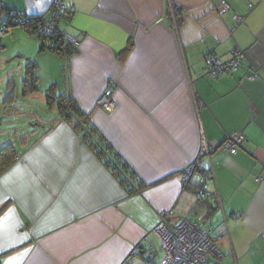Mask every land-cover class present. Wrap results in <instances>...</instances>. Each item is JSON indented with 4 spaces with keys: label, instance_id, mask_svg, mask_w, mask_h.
Instances as JSON below:
<instances>
[{
    "label": "crops",
    "instance_id": "obj_1",
    "mask_svg": "<svg viewBox=\"0 0 264 264\" xmlns=\"http://www.w3.org/2000/svg\"><path fill=\"white\" fill-rule=\"evenodd\" d=\"M0 1L47 18L56 2ZM225 1L222 13L221 0H62L73 14L59 25L77 52L62 58L34 41L40 78L53 73L61 88L65 63L67 93L144 182H159L129 195L58 110L46 122L28 113L45 123L20 127L17 157L0 173V264H159L155 228L168 208L172 222L213 228L220 264H264V0ZM236 50L237 71L208 74V55ZM110 82L109 111L96 101ZM236 131L245 139L232 154L221 144ZM203 138L215 149L185 185Z\"/></svg>",
    "mask_w": 264,
    "mask_h": 264
},
{
    "label": "trees",
    "instance_id": "obj_2",
    "mask_svg": "<svg viewBox=\"0 0 264 264\" xmlns=\"http://www.w3.org/2000/svg\"><path fill=\"white\" fill-rule=\"evenodd\" d=\"M54 9L55 4L52 5L49 11L50 17L47 18L46 14H32L20 11L0 1V30L20 27L39 40L40 52H50L62 58H69L76 54L77 47L67 38V31L62 29L59 23L61 19L70 21L73 11L64 5V9L54 15ZM51 21H53L52 27L47 28V23ZM121 57L124 58V54H121ZM27 62L30 68L27 70L29 78L23 81V85L25 87L24 93L28 96L38 91L40 87L38 86L39 76L37 75V68L39 64L37 60L28 57ZM12 91L10 90L6 95L7 99L4 101L3 111L10 114H21V111H18L20 107L16 104L17 95ZM46 100L49 106L56 105L61 120L72 122L78 130L83 132L85 140H87L98 157L104 160L105 165L112 170V173L118 178L129 195L142 193L151 184L159 182L148 184L143 181L133 166L96 127L90 114L81 107L72 94L56 92V84L54 83L48 90ZM17 154L18 150L12 143L8 142L2 145L0 148V173L16 159Z\"/></svg>",
    "mask_w": 264,
    "mask_h": 264
},
{
    "label": "built area",
    "instance_id": "obj_3",
    "mask_svg": "<svg viewBox=\"0 0 264 264\" xmlns=\"http://www.w3.org/2000/svg\"><path fill=\"white\" fill-rule=\"evenodd\" d=\"M54 4V15L64 9L62 0H56ZM230 9V5L225 0H221L219 6L220 12L224 13ZM235 19L237 22H241L243 17L236 14ZM52 25L53 21L47 23L46 27L51 28ZM67 38L73 43L76 42L69 35ZM243 58V52L238 50L234 51L233 55L228 59H220L218 56L210 54L206 57L208 74L212 77H218L235 72L240 68ZM250 77H254V75ZM111 90L112 82L97 98V106L109 111L116 107L117 103L112 96ZM244 139L245 136L242 132H233L222 142L221 147L235 154L238 151V146L242 144ZM213 149L215 148L210 147L205 138L201 140L198 157L187 167L184 173L185 185L189 183L188 178L203 165V159L210 157L211 150ZM261 179V177L257 178V180ZM208 180H211V168L210 166H205L201 177L203 190L201 197H205L206 195L204 188ZM174 211V208L162 210L155 228L164 251L159 264H220L219 258L222 257V253L214 242L213 228L202 225L199 221L191 220L188 217H181L178 221L172 222L171 219Z\"/></svg>",
    "mask_w": 264,
    "mask_h": 264
},
{
    "label": "rangeland",
    "instance_id": "obj_4",
    "mask_svg": "<svg viewBox=\"0 0 264 264\" xmlns=\"http://www.w3.org/2000/svg\"><path fill=\"white\" fill-rule=\"evenodd\" d=\"M7 31L8 29L4 28L0 30V148L2 145L7 144L8 142L15 144V142L18 141V136L23 135L20 132V127H23L24 129H30L32 128L30 126L37 124L42 125L46 122V120H49L52 115H57L58 110L56 105L49 106L46 100V95L50 86L55 83V81L50 80L53 73H51L50 78H48V76L46 77L43 73V70H41L42 77L40 78L38 71V86L40 89L29 96L24 93L25 87L23 85V81L29 78L27 70L30 69L28 67L29 64L27 60L28 57L34 58L38 52L39 49L37 50L35 48L34 41H38L37 43L39 48V40L36 37L29 38L25 35L24 38L26 39H23L22 37L16 35L21 31V29H18L19 32L17 33H15L16 31H13L12 29L9 32ZM47 64L53 65L52 62L45 60L43 68ZM63 68H66L65 63L64 66L63 64L60 65L61 74L63 77L59 80L61 81V88H57L56 86V92L68 94L67 82L64 76L65 72L62 71ZM10 90H13L12 92L17 95L16 104L19 105L20 108L18 111H21V114H10L3 111V104L7 99L6 95L8 92H10ZM52 110L55 112H51ZM34 111L40 116H44L45 122L38 121L36 117H30L28 113L33 114ZM46 124L49 125L52 123ZM159 244L160 252L158 257H163V247L161 242H159Z\"/></svg>",
    "mask_w": 264,
    "mask_h": 264
},
{
    "label": "water",
    "instance_id": "obj_5",
    "mask_svg": "<svg viewBox=\"0 0 264 264\" xmlns=\"http://www.w3.org/2000/svg\"><path fill=\"white\" fill-rule=\"evenodd\" d=\"M193 175L194 173L188 178L189 183L191 182Z\"/></svg>",
    "mask_w": 264,
    "mask_h": 264
}]
</instances>
